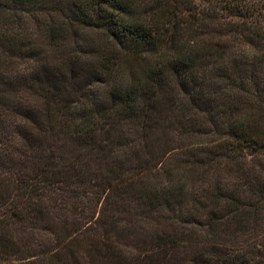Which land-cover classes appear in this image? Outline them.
<instances>
[{
    "label": "trees",
    "instance_id": "1",
    "mask_svg": "<svg viewBox=\"0 0 264 264\" xmlns=\"http://www.w3.org/2000/svg\"><path fill=\"white\" fill-rule=\"evenodd\" d=\"M201 1L207 9L196 0H0V28L20 23L26 15L49 19L39 22L41 27L33 37L0 33V48L31 59L38 56L37 44L42 42L57 56L63 55L61 65L53 72L49 66L42 68L36 81L50 101L63 104L61 114L69 118L75 108L67 104V96L78 91L82 93L80 100L87 97L92 85L109 84L121 76L119 88L110 90L97 110L85 108L80 123L69 127L71 138L88 146L100 140H120L128 135L125 129L142 134L147 144L150 135L165 130L163 127L184 125L176 120V113L196 110L203 115L206 122L193 126L196 134L217 139L190 156L212 165L243 159L246 166L250 164L249 169L242 172L241 167L235 173L227 168L235 175L222 186L220 176L217 184L209 182L196 212L184 219L173 204L180 207L187 202L185 181L195 175L177 173L168 183L142 187L143 202L163 203L169 209L166 220L173 222L170 228L177 232L172 237H158L156 252L165 254L164 260L175 258L173 264H179L173 251L205 236L207 250L185 248L190 256L185 258L186 264H264L260 249L264 243L259 249L251 244L257 223L264 226V1ZM224 14L232 21L222 26L219 21ZM230 34L251 50L231 46L226 40ZM5 64L0 59V69ZM127 65L131 68L124 72ZM50 81H69L68 95L67 91L51 93ZM7 87L8 92L0 91L3 110L11 97V86ZM168 117L173 124H167ZM101 124L104 133L98 137ZM22 135L24 141L35 143L32 131ZM100 151L104 150L97 154ZM4 160L14 167L10 158ZM5 165L0 164V264H65L69 242H63L62 250L45 247L41 240L42 236L58 234L47 221V210L39 199L38 183L45 182L37 179L39 182L29 188L25 178H19L12 186L13 179L1 173ZM112 187L109 185L110 190ZM241 207L248 211L240 212ZM199 218L205 220L204 229L197 222ZM179 222L185 223L181 230ZM196 222L201 229L190 226ZM241 232L248 238L238 244ZM69 249L75 257V250ZM159 264L167 263L160 260Z\"/></svg>",
    "mask_w": 264,
    "mask_h": 264
},
{
    "label": "rangeland",
    "instance_id": "2",
    "mask_svg": "<svg viewBox=\"0 0 264 264\" xmlns=\"http://www.w3.org/2000/svg\"><path fill=\"white\" fill-rule=\"evenodd\" d=\"M247 1L261 3L264 0ZM196 2L202 8H208L201 0ZM43 20L49 19L44 15L35 20L26 15L20 23L0 28V33L16 38L33 37L41 27L39 22ZM230 20L231 17L224 14L219 23L225 26ZM233 36L230 34L226 39L231 46L251 50L249 45ZM37 48L38 56L31 59L18 51L4 52L0 48V59L6 62L0 69V91H7V86H11L9 105L4 110L0 109L3 110V120L0 121V164L7 163L1 173L13 179L12 186L19 178H25L29 188L37 179L45 182L38 183L39 199L41 198L44 209L47 210V221L55 227L58 234L42 236L43 245L59 249L63 247V242L68 241V250L63 256L65 264H159L160 260L173 264L175 258L164 260L165 254L159 255L156 252L158 237H172L177 233L170 228L173 222L166 220L169 209L156 201L143 202L140 195L145 189L142 187L152 188L153 184L167 182L170 176L177 173L183 176L195 175L185 181L189 191L187 202L180 207L177 203L173 204L178 211L177 215L184 219L196 212L197 202L201 194L207 191L209 182L217 184L220 176L223 178L220 183L222 186L229 181L228 178L235 175V170H241L238 168L242 167V172H245L244 169L248 171L250 164L246 166L243 159L237 162L227 159L218 166L203 164L198 158L190 156V152L202 149L207 142L217 139L196 134L193 126L206 122L204 116L196 110L175 114L176 120L184 124L182 126L174 125L173 120L168 117L167 124L172 123V127H163L165 130L160 129L151 134L147 144L142 134L127 132L128 129H125L128 135L120 140H100L94 142L93 146L74 140L69 135L70 125L73 122L80 123V114L85 108L97 110L100 100L110 90L119 88L121 76L109 84L92 85L87 89V97L80 100L82 93L78 91L67 96L70 97L67 104L75 108L69 118L61 114L63 104L50 101L41 84L36 81L37 73L42 68L49 66L53 72L65 61L64 57L57 56L55 51L42 42L37 44ZM26 50L25 48V54ZM119 68L121 66H117ZM130 68V65L127 68L124 66L123 71L127 72ZM48 86L51 93L67 91L68 95L71 83L50 81ZM32 117L39 122V127L33 125ZM72 118L74 121H71ZM27 131H32L34 144L22 139V134ZM102 133L103 126L98 137ZM99 149L104 151L97 154ZM5 158H10L14 167L8 166ZM255 166L257 172V163ZM227 168L234 172L230 174ZM202 176L207 179H199ZM109 185L113 186L111 190ZM245 211L248 208H240V212ZM202 221L205 222L199 218L197 222L203 228ZM197 222L190 224L194 230L201 229ZM184 225L185 223L179 222L177 226L181 230ZM257 225L251 244L259 249L264 243V226L261 221ZM247 236L243 232L239 233L237 243H245ZM70 247L77 253L75 257L70 253ZM186 247L207 250V239L203 236L200 242L190 240L176 248L173 253L179 264H186L185 258L190 257L186 255ZM260 249L264 251V246ZM171 253L172 251L168 254Z\"/></svg>",
    "mask_w": 264,
    "mask_h": 264
}]
</instances>
